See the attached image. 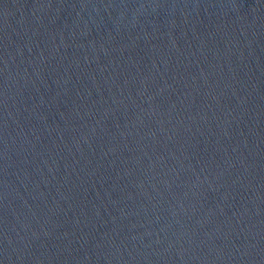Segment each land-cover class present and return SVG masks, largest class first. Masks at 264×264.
Here are the masks:
<instances>
[{"label":"water","instance_id":"obj_1","mask_svg":"<svg viewBox=\"0 0 264 264\" xmlns=\"http://www.w3.org/2000/svg\"><path fill=\"white\" fill-rule=\"evenodd\" d=\"M0 264H264V0H0Z\"/></svg>","mask_w":264,"mask_h":264}]
</instances>
